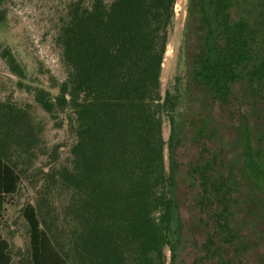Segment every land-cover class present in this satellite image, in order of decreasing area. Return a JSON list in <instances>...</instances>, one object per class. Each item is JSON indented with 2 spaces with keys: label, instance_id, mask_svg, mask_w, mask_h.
Here are the masks:
<instances>
[{
  "label": "trees",
  "instance_id": "16d2710c",
  "mask_svg": "<svg viewBox=\"0 0 264 264\" xmlns=\"http://www.w3.org/2000/svg\"><path fill=\"white\" fill-rule=\"evenodd\" d=\"M176 2L68 0L58 11L64 78L51 81L55 93L36 89L34 100L73 141L66 162L39 172L46 178L36 204L22 208L30 264H167V252L173 264L184 239L174 150L200 137L221 145L191 169L213 230L202 245L206 259L264 264V0H186L185 75L162 95ZM0 58L23 78L8 48ZM215 105L227 117L221 127ZM33 122L0 101V227L38 142ZM11 263L0 235V264Z\"/></svg>",
  "mask_w": 264,
  "mask_h": 264
},
{
  "label": "rangeland",
  "instance_id": "374dc122",
  "mask_svg": "<svg viewBox=\"0 0 264 264\" xmlns=\"http://www.w3.org/2000/svg\"><path fill=\"white\" fill-rule=\"evenodd\" d=\"M67 1L0 0V48L6 47L10 50L24 73L23 78L13 75L0 58V101H9L31 115L38 140L33 155L28 157L30 161L21 165L25 168V172L15 197L16 202L8 209L7 226L1 231L10 242L12 264H30L27 225L21 211L26 203L35 205L39 198L37 191L43 184V178H46L39 172L47 171L48 162L55 161L56 164L66 162L73 141L65 128L58 125L59 120H52L34 100L36 89L42 88L55 93L50 88L51 81H61L64 78L59 53L54 45V35L58 11ZM185 16L186 0H177L175 18L169 31L161 69L162 95L170 90L176 75H185L186 60L183 43ZM211 114L220 127L227 118L225 112L217 105L213 107ZM169 132V122L164 119L162 134L165 140L168 139ZM225 136L228 140L232 139L230 131L225 130ZM218 149H221L219 141L212 138L205 140L201 137L198 140L181 139L175 147L176 195L179 214L184 224V239L177 247L173 264H228L216 257L213 260L206 259L202 245L213 230L206 222L209 214L201 211L196 203L198 184L195 176L191 174V169L201 154L208 157L209 153ZM223 149L227 150L224 147ZM165 163L169 170L167 149H165ZM50 201L58 207L62 200L58 201L52 194ZM223 243L222 238L218 236L216 245L220 246ZM224 248L227 254L225 258L230 259L233 254L230 246L224 245ZM242 260L244 264L254 263V259L249 256H245ZM169 262L170 256L167 252V264ZM233 262L236 261L232 257L229 263L233 264Z\"/></svg>",
  "mask_w": 264,
  "mask_h": 264
},
{
  "label": "crops",
  "instance_id": "0c3cea01",
  "mask_svg": "<svg viewBox=\"0 0 264 264\" xmlns=\"http://www.w3.org/2000/svg\"><path fill=\"white\" fill-rule=\"evenodd\" d=\"M8 209H9V208H7L6 215H7V213H8ZM7 217H8V215H7ZM7 217H6V222H5L6 224L4 223V225L0 227V235H1V237H2L6 242H8V243L10 244L9 240H8L7 238H5V237L3 236V234H2V232H1L2 229H5L6 226H7V221H8V220H7ZM10 248H11V245H10ZM10 252H11V250H10ZM11 257H12V254H11ZM12 262H13V257H12ZM11 264H12V263H11Z\"/></svg>",
  "mask_w": 264,
  "mask_h": 264
}]
</instances>
